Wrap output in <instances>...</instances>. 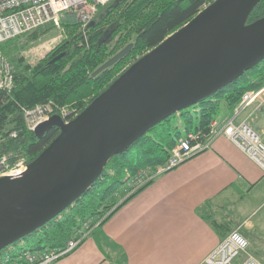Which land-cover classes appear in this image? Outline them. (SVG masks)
Here are the masks:
<instances>
[{"label": "water", "instance_id": "95a60500", "mask_svg": "<svg viewBox=\"0 0 264 264\" xmlns=\"http://www.w3.org/2000/svg\"><path fill=\"white\" fill-rule=\"evenodd\" d=\"M262 1L215 0L133 63L69 124L60 116L41 124L35 131L39 138L54 126L59 136L26 172L0 179V251L59 218L101 177L111 158L153 127L263 62L264 17L248 23Z\"/></svg>", "mask_w": 264, "mask_h": 264}, {"label": "trees", "instance_id": "16d2710c", "mask_svg": "<svg viewBox=\"0 0 264 264\" xmlns=\"http://www.w3.org/2000/svg\"><path fill=\"white\" fill-rule=\"evenodd\" d=\"M215 0H112L99 8L95 24L79 31V25L67 20L63 23L65 38L42 61L35 65H14L12 49L20 38L1 46V50L13 67L14 87L0 90V155L16 153L32 163L60 134L58 127H51L39 138L25 130L21 108H33L39 104L57 103L60 106L76 104L82 112L97 97L115 83L138 59L158 47L168 37L186 26L205 7ZM264 17V0L249 17L253 23ZM129 52L110 68L95 77L93 74L122 50ZM11 55V56H10ZM10 56V57H9ZM9 57V58H8ZM264 86V61L245 73L233 84L201 100L192 108L181 111L185 119L184 131L178 128L172 133V119L178 112L153 127L146 135L130 145L122 154L107 163L101 177L69 207L59 218L10 247L0 251V257L13 256L29 251L62 249L74 238L86 222L100 213L101 202L109 201V208H120L136 193L116 201L127 192L129 175L138 170L150 172L164 165L172 150L188 134L207 136L211 124L217 121L221 102L234 110L242 96ZM88 88V95L80 91ZM91 98L85 103V97ZM197 126H193L194 120ZM17 138L10 133L22 129ZM122 174L127 175L121 194H114L121 184ZM108 199V200H107ZM115 201V202H114ZM106 207V209L108 208ZM114 213V212H113ZM19 246L18 249H13Z\"/></svg>", "mask_w": 264, "mask_h": 264}, {"label": "crops", "instance_id": "0c3cea01", "mask_svg": "<svg viewBox=\"0 0 264 264\" xmlns=\"http://www.w3.org/2000/svg\"><path fill=\"white\" fill-rule=\"evenodd\" d=\"M243 119L264 140V110L251 107ZM233 231L264 264V172L220 136L157 176L56 264H204ZM243 261L241 255L233 264Z\"/></svg>", "mask_w": 264, "mask_h": 264}, {"label": "built area", "instance_id": "2783aa9c", "mask_svg": "<svg viewBox=\"0 0 264 264\" xmlns=\"http://www.w3.org/2000/svg\"><path fill=\"white\" fill-rule=\"evenodd\" d=\"M109 1L0 0V90L11 91L15 81L13 67L1 50L3 44L41 28L60 27L63 20L76 21L82 27L87 28L95 20L99 8L108 4ZM54 107V103L50 102L36 105L33 108H21L20 113L25 130L35 133L41 124L48 122L53 116H60L66 124H69L79 115L76 112L71 114L65 109ZM250 107H254L256 112L264 110V86L256 91L246 92L234 108L232 117L222 124L214 121L207 136L202 137L200 134L190 133L185 139L180 140L164 165L148 172L145 176L140 173L138 175L140 178L136 176L129 182V190L132 193L136 192L157 176L177 168L195 155L210 149L213 141L220 136L226 137L235 144L264 172V140L248 120L242 117ZM24 128L12 130L10 136L17 138ZM28 166V160L19 154L16 156L11 153L0 155V179L23 174ZM103 220L99 219L93 227H91V222H86L62 249L29 251L18 257L2 256L0 264H56L58 260L79 248ZM248 248L249 241L239 231H233L208 255L204 264H233L241 255L244 256L242 264H262L248 252Z\"/></svg>", "mask_w": 264, "mask_h": 264}, {"label": "rangeland", "instance_id": "374dc122", "mask_svg": "<svg viewBox=\"0 0 264 264\" xmlns=\"http://www.w3.org/2000/svg\"><path fill=\"white\" fill-rule=\"evenodd\" d=\"M110 2H112V0H110L109 3ZM64 22H67V20H63L60 27L49 26V27L38 29V30H36L30 34H27V35L20 37V39L17 40L14 48L12 49V52H13L12 55L13 56L12 57H10L11 55L9 56L10 58H13L16 60V62H14L15 63L14 65L22 64V66L25 67L26 65H35V64H38L40 61H42L65 38L66 33H65V30L63 27ZM72 22L77 23L76 21H72ZM77 24L79 25V31L82 34H86V28L82 27L79 23H77ZM9 60H11V59H9ZM87 90H88V88L86 87L85 90L80 91V93L78 95H80V94L88 95L89 91H87ZM90 99L91 98H89L87 96V97H85V99L83 101L85 103H87V102H89ZM54 105H55V107H54L55 109H58V108L65 109V110L71 112V114H73L75 112L79 113V114L81 113L79 108L77 107V105L74 103L67 104L65 106H60L57 103H54ZM189 109H190L191 113L195 114L194 113L195 111L192 108H189ZM185 111H183V112H185ZM183 112L176 114V116L172 119V123H171V128H172L171 132L172 133L175 132L176 128H178L179 131H184V129L186 127L185 126V119L180 115ZM231 114H233V110H231L227 106V104L222 101L220 104V108H219V111H218L216 118L219 119L221 117L231 116ZM195 116H196V114H195ZM193 126H195V127L197 126V120L196 119L194 120ZM11 155L16 156L17 154L12 152ZM148 172L150 173V171L147 169H144V170L140 169L135 174L129 175V179L127 181H126L127 175L122 174V176L120 178L122 183L117 186L114 194H118V195L121 194V192L125 188V184H124L125 181L127 183L126 188H128V184L133 178L138 176L140 173H142L145 176V174H147ZM149 175L150 174H148V176ZM138 178H140V176H138ZM141 189L142 188H140L136 192H139ZM136 192H133V193H136ZM133 193L128 188V192L123 197L118 198L116 201H118V204H119V202H122L125 198H127L128 196H130ZM101 206L102 207L99 209L100 213L95 215L93 220L90 221L91 225H92L91 227H93L99 221V219L103 220V218H105L103 220V222L100 224V225H102L108 219V217L114 212V209L116 208L113 206L111 208H109L108 207L109 201H105V200L103 202H101ZM106 207H108V208L106 209ZM18 247L19 246H15L13 249H18Z\"/></svg>", "mask_w": 264, "mask_h": 264}]
</instances>
